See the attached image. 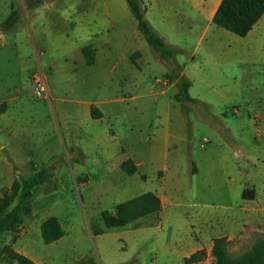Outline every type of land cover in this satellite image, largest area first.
<instances>
[{
    "label": "rangeland",
    "instance_id": "rangeland-1",
    "mask_svg": "<svg viewBox=\"0 0 264 264\" xmlns=\"http://www.w3.org/2000/svg\"><path fill=\"white\" fill-rule=\"evenodd\" d=\"M5 1L11 0H0V7ZM16 1L20 5L21 0ZM212 26L215 31L207 32L201 43L235 44L238 56L224 60L212 54L209 64L198 69L206 80L197 77L189 88L195 103L177 102L175 88L164 95H148L150 75H161L165 69L166 63L156 60L157 55L153 64L139 70L124 62L105 84L108 97L120 95V89L138 95L109 107L118 114L113 128L127 145L128 154L140 161L142 176L111 173L87 181L72 176L70 148L61 139L58 144L53 136L50 141L59 151L50 159L56 165L55 176L36 188L30 213L24 215L15 237L3 233L0 245L14 242V249H27L43 264H180L178 256L199 235L207 236L206 244L192 253L196 258L188 263L213 264V239L219 236L227 241V253L234 260L246 258L254 250L255 242L264 237V34L245 40ZM198 34L175 36L187 49L175 56L188 58ZM195 53L197 58L202 51ZM165 83V74L155 80L160 89ZM122 118L131 127L128 134L121 127ZM30 174L25 170L14 179ZM9 187H1L0 195H7ZM149 190L166 198L151 225L104 227L103 208ZM13 204L11 201L7 208ZM48 216L58 218L64 234L44 243L39 226L31 225ZM100 229L102 233L94 234Z\"/></svg>",
    "mask_w": 264,
    "mask_h": 264
},
{
    "label": "crops",
    "instance_id": "crops-1",
    "mask_svg": "<svg viewBox=\"0 0 264 264\" xmlns=\"http://www.w3.org/2000/svg\"><path fill=\"white\" fill-rule=\"evenodd\" d=\"M10 2L5 1L1 5L0 20L8 13ZM219 2L220 0H142L144 16L149 25L168 45L180 48L181 53L187 51L185 43L180 41L182 39L178 42L175 36L199 33L188 58L174 56L181 65L179 73L190 78L191 85L197 77L206 80L198 69L209 64L212 54L213 57L225 58L224 60L238 56L235 55V44L209 41L201 43L207 32L216 29L212 28L211 18ZM19 6L21 17L17 26L9 32L0 29V189L4 185L9 187L17 174H22L25 170H30L31 173L35 171L39 162H52L50 159L59 154L50 141L53 136L57 137L58 144L61 139L70 148L69 156L73 159L70 165L72 176L85 178L87 181L91 177L103 179L111 173L127 174L120 168V163L131 159L136 170L127 175L141 177L142 174L138 171L140 161L128 154L127 145L113 128V120L118 114L109 107L113 102L123 103L138 95L131 94L128 89H120L117 92L120 95L108 97L105 85L124 62L139 70L147 64H153L156 59L157 54L139 31L126 1L49 0L35 6L30 13L26 12L22 1ZM258 34H264V12L243 39L255 38ZM232 38L236 40L234 36H230ZM84 46H89L93 52L94 60L91 64L85 62L81 50ZM198 49L202 54L196 58L195 52ZM134 52L138 54H133ZM147 55L151 56L152 61ZM156 60L166 63L159 56ZM34 70H42L44 73L48 90V96L44 99H35L29 93V76ZM167 70L165 64L161 75H150L148 95H164L175 88L174 98L177 90L175 80L166 82L161 89L155 85V80L164 76ZM121 75L124 76V73ZM124 92H127V96L123 95ZM209 117L216 119L213 115ZM120 122L128 134L131 127L127 120L122 118ZM165 122L168 128V116L165 117ZM168 135L167 129L165 138ZM167 146L168 143L164 145L166 150ZM84 162L88 165H84ZM194 172L191 167V173ZM149 191L159 197L160 209L124 225H151L153 217L157 218L166 198L155 190ZM144 192L126 197L114 205ZM112 208H103L100 218L103 210ZM44 219L37 224L33 223L31 227L39 226L40 231V224ZM60 225L62 227L61 223ZM28 230L21 231L17 239ZM102 232L100 229L94 234ZM205 237L207 236L199 235L194 242L188 244L185 253L178 256L180 264H203L200 260L192 263H182L181 260L203 248L206 244ZM15 250L33 259L36 264H43L42 260L34 259L27 249Z\"/></svg>",
    "mask_w": 264,
    "mask_h": 264
},
{
    "label": "trees",
    "instance_id": "trees-1",
    "mask_svg": "<svg viewBox=\"0 0 264 264\" xmlns=\"http://www.w3.org/2000/svg\"><path fill=\"white\" fill-rule=\"evenodd\" d=\"M25 5L26 12L30 13L38 4L49 0H21ZM127 6L137 21V27L142 33L146 42L151 46L153 51L163 59L167 64L165 80L170 83L175 80L176 92L174 99L177 102L185 104L195 103L196 98L189 93L191 79L184 74L179 73V65L174 56L181 52L178 47L168 45L161 36L149 25L144 16L145 9L142 0H125ZM264 12V0H220L211 21L218 27L226 29L238 36H245L252 26L257 22ZM21 17L20 6L17 1L11 0L9 11L6 16L0 20V29L3 32H9L14 29ZM82 53L87 64L93 63V52L89 46L82 47ZM133 54H138L134 52ZM132 54V55H133ZM186 111L190 110L187 105ZM192 172L194 164H192ZM120 168L127 174H132L136 170L131 159H126L120 163ZM55 163L49 162L46 165L33 171L30 175L18 176L10 185L9 193L0 197V236L5 232L14 235L19 230V225L23 216L30 213L31 204L35 195L36 188L50 181L55 176ZM242 197L245 198L244 191ZM11 201L14 204L7 208ZM160 209V199L152 191H147L130 200L118 203L113 206L112 210H103L101 218L106 227L121 226L132 222L139 217L156 213ZM40 233L44 243H50L59 239L64 231L54 216H49L40 224ZM226 240L219 236L213 239L212 254L214 257L213 264H253V258L256 264H264V237L255 242L254 250L240 260L232 259L226 250ZM192 254L185 259V262H191L195 259ZM8 262L9 264H36L25 254L15 250L11 243L0 245V263ZM93 263V262H92ZM129 264V263H126Z\"/></svg>",
    "mask_w": 264,
    "mask_h": 264
},
{
    "label": "built area",
    "instance_id": "built-area-1",
    "mask_svg": "<svg viewBox=\"0 0 264 264\" xmlns=\"http://www.w3.org/2000/svg\"><path fill=\"white\" fill-rule=\"evenodd\" d=\"M29 93L35 99H44L48 96L47 85L42 70H34L29 76Z\"/></svg>",
    "mask_w": 264,
    "mask_h": 264
}]
</instances>
